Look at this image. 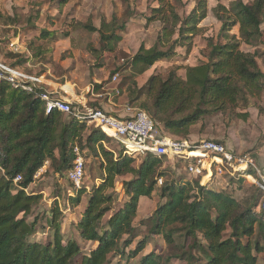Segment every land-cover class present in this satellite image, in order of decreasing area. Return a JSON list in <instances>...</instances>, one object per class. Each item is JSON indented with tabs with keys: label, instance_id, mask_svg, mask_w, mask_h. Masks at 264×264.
Instances as JSON below:
<instances>
[{
	"label": "trees",
	"instance_id": "1",
	"mask_svg": "<svg viewBox=\"0 0 264 264\" xmlns=\"http://www.w3.org/2000/svg\"><path fill=\"white\" fill-rule=\"evenodd\" d=\"M157 1L158 5L150 9L145 19L147 23L159 21L161 28L150 47L142 43L133 56L125 59L130 74L122 84L132 85V101L148 113L160 130L185 138L191 126L204 115L245 106L249 97L261 95L264 72L257 53L243 51L240 46L255 48L263 44L264 0H232L228 7L218 4L214 14L221 22L218 37L223 41L207 38V60L187 66L184 77L175 70H170L165 79L151 74L138 88L137 75L149 70L155 62L171 58L176 48L191 49L192 39L201 32L200 21L207 13V0H193L194 6L186 16L178 13L170 0ZM100 22L98 28L89 23L80 25L98 33L99 48L90 50L104 54L117 45L119 33L126 26L115 15ZM233 26H237L238 35L230 34ZM39 37L52 40L53 34L40 30ZM46 51L41 47L33 52L32 58L43 59ZM9 52L14 58L19 55ZM12 57L0 59L10 68H21L19 65L28 60L12 61ZM42 91L40 86L26 92L0 80V264H108L113 256L125 253L127 257L137 256L147 244L146 238L134 248L126 249L135 239L133 221L139 199L151 197L158 178L165 174L166 161L146 154L137 162V156L107 150L102 141L108 137L98 129L90 131L84 145L102 158L104 174L99 183L89 188L82 183L79 190L71 192L74 196L68 198L69 204L75 206L85 196V206L74 228L80 240L95 246L84 253L75 238L63 236L64 213L57 202L41 217L52 230V238L45 242L33 239L42 228L40 217L33 213L41 205L42 194L25 189L46 161L53 172L66 176L73 166V147L81 145L86 126V122L56 109L46 113L45 103L39 97ZM238 115L248 117L247 112ZM17 176L20 180L14 183ZM124 176H130L121 182L128 200L116 209L114 184L118 177ZM210 186L213 188L200 185L199 178L161 183L159 194L164 201L147 221L151 223L150 233L162 236L171 251L165 256L151 250L137 264H168L172 259L187 264H264V210L258 212L261 193L241 202L219 191L217 185ZM179 240L188 243L181 245ZM184 245L189 251L187 255L177 252Z\"/></svg>",
	"mask_w": 264,
	"mask_h": 264
},
{
	"label": "rangeland",
	"instance_id": "2",
	"mask_svg": "<svg viewBox=\"0 0 264 264\" xmlns=\"http://www.w3.org/2000/svg\"><path fill=\"white\" fill-rule=\"evenodd\" d=\"M170 1L182 16L188 15L194 6L193 0ZM231 1L207 0L206 17L200 21L201 32L192 39L191 49L187 51L184 47L176 48V53L171 58L159 60L149 70L137 75L136 83L141 84L140 79L145 82L151 74H158L165 79L170 70H175L179 76L184 77L187 66L206 61L207 38H213L214 41L222 40L218 37L221 22L216 18L214 8L218 4L228 7ZM157 5V0H0V56L4 59L5 56L12 57L9 54V40L12 38L10 41L16 42L17 40H13V37H19L18 42L22 52L16 54L21 57L18 55L17 58L12 57L10 60L28 58L19 66L27 72L44 74L47 81L64 75L70 82L78 86V93H84L89 106H96V102L91 100L89 91L83 90L88 85L104 86L111 82L114 74L118 73L117 81L111 84L110 88H119L120 86L121 91L116 98L124 95L127 98L126 105L137 107L138 105L132 101L133 93L130 94L132 85L122 84V80L130 74L125 59L133 56L142 43L146 47H150L154 43L161 23L159 21L147 23L145 18L150 14V9ZM112 15H115L118 21L125 22V30L119 33L121 39L110 52H104V54L91 52L90 47L99 48V35L96 32H89L80 24L89 23L98 28L102 18L108 21ZM87 20L89 21L86 22ZM40 30H46L49 34H53L52 40L40 38ZM65 33H67V37L63 35ZM230 34L238 35L237 26L232 27ZM262 42L263 44L260 43L255 48L245 44H241L240 48L243 51H255L258 64L264 72V35ZM41 47L47 50L44 52V56H46L44 58L47 59L32 58L33 52H37ZM243 112L248 113L247 119L238 115ZM157 126L160 128L159 125ZM94 129L96 128L93 125L86 124L79 146L85 162L81 182L88 185V188L99 183L104 174L102 158L95 156L84 145L87 135ZM185 138L192 142L203 139L221 141L236 154L251 158L257 169L264 172V88L260 96L249 97L245 106L240 105L224 112L204 115L191 126L190 134ZM102 145L112 152L120 151L118 144L109 137L102 141ZM142 157L137 156V162H140ZM165 163V174L161 177V183L164 181L177 183L195 179L186 172L184 162L167 161ZM129 178L130 176L118 177L115 181L113 193L115 194L116 209L128 200L121 182ZM218 180L221 181V184H218L219 191L226 192L241 202L249 200L254 194L260 192L257 185L247 178L223 176ZM160 186L161 184H156L151 197L139 199L136 217L133 221L135 239L126 251L134 248L141 239L146 238L147 244L144 249L135 257H127L126 253L110 257L108 264H137L139 259L151 250L165 256L171 251L162 236L150 233L151 223L147 221L157 205L164 201L159 194ZM214 189L216 188L214 187ZM25 190L42 194L41 205L35 207L33 212L40 217L39 224L42 228L38 229L33 239L45 242L52 238V230L45 226L44 219L41 217L53 202H57L64 213L61 227L63 236L75 238L84 253L89 252L95 246V243H85L80 240L74 228V222L85 206V196L81 198L79 205L69 204L68 198L74 196L72 193L75 192L73 184L65 175L53 172L49 161H46L38 170L33 183ZM258 212L262 213L263 210L259 208ZM178 243L183 245L188 242L179 240ZM177 252L179 254L185 252L186 255L189 253L186 245L183 248L178 247ZM168 264L187 263L181 259H172Z\"/></svg>",
	"mask_w": 264,
	"mask_h": 264
},
{
	"label": "built area",
	"instance_id": "3",
	"mask_svg": "<svg viewBox=\"0 0 264 264\" xmlns=\"http://www.w3.org/2000/svg\"><path fill=\"white\" fill-rule=\"evenodd\" d=\"M16 42L10 41L9 48L13 52L20 51L19 37H13ZM6 80L12 87L33 92L36 87L42 86L39 97L45 103V112L59 110L72 118L93 125L109 138L113 139L124 155L144 156L153 154L162 157L166 162L185 163L186 172L194 178H199L200 185H215L223 176L247 178L256 184L262 198L260 208L264 210V172L255 166L253 160L246 155L236 154L223 142L214 139L189 141L186 138H176L160 130L148 113L139 108L126 105L127 115L116 116L98 107H90L86 100L72 101L66 97L55 96L44 89L45 76L27 73L22 68H10L0 59V80ZM118 73L112 76L115 83ZM91 91V90H90ZM120 94L119 88L106 92L111 100ZM73 166L67 172L66 178L73 184V190L81 187L84 170V157L78 146L73 147ZM45 167V166H44ZM256 174H255V173ZM20 176L14 178V183ZM161 184V178L157 180ZM27 192V190H25Z\"/></svg>",
	"mask_w": 264,
	"mask_h": 264
},
{
	"label": "crops",
	"instance_id": "4",
	"mask_svg": "<svg viewBox=\"0 0 264 264\" xmlns=\"http://www.w3.org/2000/svg\"><path fill=\"white\" fill-rule=\"evenodd\" d=\"M140 81H141V84L137 82L138 88L141 87L145 83L141 79ZM45 83L46 85L44 89H46L50 93H53L55 96L66 97L76 102L77 101L83 102L86 100V96L84 95L83 92L82 93L77 92L78 86L70 82L68 78L65 77L64 75H61L59 78H56L55 80H51V81H47V79H45ZM111 84H114V83L108 82L104 86L96 87V88H94V85H88L83 91L85 92L89 91L92 97L91 100L93 102H96L95 103L96 106L105 110L106 112L111 113L112 115H116V116L127 115L128 112L125 109L127 98L124 95H121L120 97H117V98L116 96H114L111 100L108 99L109 97L106 95V92L113 89V87L110 88ZM218 182L221 184V181L218 180ZM216 184L217 182L215 183V185Z\"/></svg>",
	"mask_w": 264,
	"mask_h": 264
}]
</instances>
